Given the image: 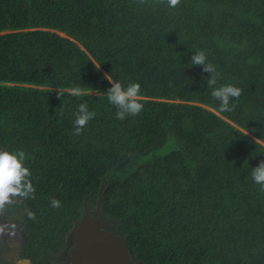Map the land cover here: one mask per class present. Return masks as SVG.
Wrapping results in <instances>:
<instances>
[{
    "label": "trees",
    "instance_id": "trees-1",
    "mask_svg": "<svg viewBox=\"0 0 264 264\" xmlns=\"http://www.w3.org/2000/svg\"><path fill=\"white\" fill-rule=\"evenodd\" d=\"M200 50L214 88L242 89L234 111L190 67ZM106 75L141 85L139 115L116 118ZM81 103L96 116L74 135ZM0 148L26 153L36 189L0 214L28 264L97 205L132 262L264 264V0H0Z\"/></svg>",
    "mask_w": 264,
    "mask_h": 264
},
{
    "label": "clouds",
    "instance_id": "clouds-1",
    "mask_svg": "<svg viewBox=\"0 0 264 264\" xmlns=\"http://www.w3.org/2000/svg\"><path fill=\"white\" fill-rule=\"evenodd\" d=\"M165 0H161L164 3ZM181 0H166L169 7L175 8L180 4ZM190 67L202 65L204 72L211 75L208 78V88H213L211 96L220 101V111H234L236 105L230 104V99H238L242 94V89L232 84L222 85L214 88L217 83L218 74L214 66L207 62L206 53L203 50L192 54L190 57ZM105 79L112 85L107 93L99 92L107 96L108 102L116 107V118L124 120L127 116H137L143 110L144 105L141 102V85L139 83H130L126 88L120 82H114L109 75ZM72 95L79 96L81 94L79 88L72 89ZM64 95L63 92H57V97ZM74 135H80L88 123L95 118L96 112L89 111L86 103L78 105L77 111L74 113ZM257 139L256 141H258ZM26 153L23 150H6L0 148V214H3L7 207L17 202V199L35 198L36 189L32 184V173L26 166ZM247 163V161H245ZM253 181L260 185L264 191V160L260 161L258 166L250 172ZM51 206L58 208L61 206L59 200L53 198ZM30 219L35 218V213L28 211ZM3 229L0 228V232Z\"/></svg>",
    "mask_w": 264,
    "mask_h": 264
},
{
    "label": "rangeland",
    "instance_id": "rangeland-1",
    "mask_svg": "<svg viewBox=\"0 0 264 264\" xmlns=\"http://www.w3.org/2000/svg\"><path fill=\"white\" fill-rule=\"evenodd\" d=\"M86 213L89 215L93 214L92 211H86ZM0 228L3 229V231L0 232V242L4 243L3 254H2L3 257L9 259V261L14 259L15 260L14 264H20L21 259L20 256L17 254L19 253V248L23 243L24 235L22 233L19 222L16 219L5 222L3 218L0 217ZM91 229H93L94 232H91L87 238L81 241L83 247L86 249L87 247H92L93 245H97L105 253L107 251V254L109 256L106 255V257L102 258L99 264H106V262L108 261L112 263L114 261L116 262L117 260H118V264H120L121 252L118 248L120 240L115 236L102 233L101 234L102 237L106 238L108 241V245L106 244L105 247L100 239V235L97 233L95 234L97 229L95 227H91ZM98 229H100V227ZM70 235L72 237L75 236L74 234H70ZM78 242L79 240L76 237L75 246Z\"/></svg>",
    "mask_w": 264,
    "mask_h": 264
},
{
    "label": "water",
    "instance_id": "water-1",
    "mask_svg": "<svg viewBox=\"0 0 264 264\" xmlns=\"http://www.w3.org/2000/svg\"><path fill=\"white\" fill-rule=\"evenodd\" d=\"M97 206L96 209L94 210L93 216L90 217L89 214H87L85 211L81 217L80 223L70 231V234H74L75 237H77V239L79 240V242L76 244L75 248L72 251V257H71L72 264H99L101 259L106 257V255H108L107 251L105 253L97 245H93L92 247H87L85 249L81 243V241L87 238L91 232H94V230L91 229V227H95L97 229L95 234L97 233L100 235V239L105 247L106 244L108 245V241L106 238L102 237L101 234L106 233L108 235L115 236L109 231L98 229L99 227H107L109 226V224L105 222L103 215L99 212ZM115 237H117L121 242V244L119 242V246L117 245L121 252L120 264H131V259L127 253L124 239L121 236H115ZM106 264H118V260L112 263L108 261L106 262ZM135 264H140V263L136 262Z\"/></svg>",
    "mask_w": 264,
    "mask_h": 264
},
{
    "label": "flooded vegetation",
    "instance_id": "flooded-vegetation-1",
    "mask_svg": "<svg viewBox=\"0 0 264 264\" xmlns=\"http://www.w3.org/2000/svg\"><path fill=\"white\" fill-rule=\"evenodd\" d=\"M92 212H93V214L89 215L90 217L94 215V211H92ZM105 222L109 224V222H107L106 220H105ZM79 223H80V221L77 223V225ZM100 229L105 230V231H109L113 235L118 236V234H116L114 231V226L113 225L111 226V224H109V226H107V227H100ZM75 241H76V237L75 236L72 237L70 235V233H68L66 236V243L64 245V248L61 250L60 255H57L56 256L57 259L53 260L50 264H72L71 257H72V251H73L74 246H75ZM19 254H20V251L17 255H19ZM8 261H9V259H8ZM14 261L15 260L13 259L12 262H14ZM131 263L135 264L136 262H132V260H131ZM20 264H28V263L24 260H21Z\"/></svg>",
    "mask_w": 264,
    "mask_h": 264
}]
</instances>
